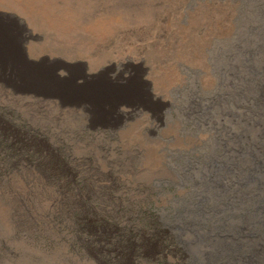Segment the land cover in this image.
Returning <instances> with one entry per match:
<instances>
[{
    "label": "rangeland",
    "instance_id": "obj_1",
    "mask_svg": "<svg viewBox=\"0 0 264 264\" xmlns=\"http://www.w3.org/2000/svg\"><path fill=\"white\" fill-rule=\"evenodd\" d=\"M0 264H264V0H0Z\"/></svg>",
    "mask_w": 264,
    "mask_h": 264
},
{
    "label": "bare ground",
    "instance_id": "obj_2",
    "mask_svg": "<svg viewBox=\"0 0 264 264\" xmlns=\"http://www.w3.org/2000/svg\"><path fill=\"white\" fill-rule=\"evenodd\" d=\"M201 203V202H200ZM200 205H202V204H200ZM262 206V205H261ZM222 207V206H221ZM218 208L217 210H220V209H224L223 207L222 208ZM197 208V207H196ZM200 208V207H199ZM202 208V207H201ZM198 209H195V211H197ZM201 210V209H200ZM209 211V210H208ZM200 213V212H199ZM198 214V213H197ZM189 220L190 219H187V218H183V219H181V221H184L185 223H190L189 222ZM86 224H90V225H93V226H95V225H101L102 224V222L100 221V220H97V219H91V220H89V221H86Z\"/></svg>",
    "mask_w": 264,
    "mask_h": 264
}]
</instances>
